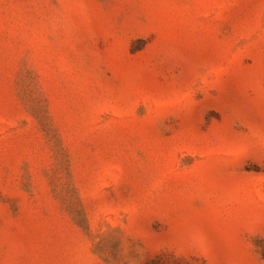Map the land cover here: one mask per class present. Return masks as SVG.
<instances>
[{
	"label": "rangeland",
	"instance_id": "obj_1",
	"mask_svg": "<svg viewBox=\"0 0 264 264\" xmlns=\"http://www.w3.org/2000/svg\"><path fill=\"white\" fill-rule=\"evenodd\" d=\"M0 264H264V0H0Z\"/></svg>",
	"mask_w": 264,
	"mask_h": 264
}]
</instances>
